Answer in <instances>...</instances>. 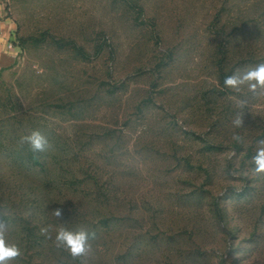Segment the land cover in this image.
Listing matches in <instances>:
<instances>
[{"label":"rangeland","instance_id":"1","mask_svg":"<svg viewBox=\"0 0 264 264\" xmlns=\"http://www.w3.org/2000/svg\"><path fill=\"white\" fill-rule=\"evenodd\" d=\"M262 63L264 0H0L8 264H264V95L224 85Z\"/></svg>","mask_w":264,"mask_h":264},{"label":"clouds","instance_id":"2","mask_svg":"<svg viewBox=\"0 0 264 264\" xmlns=\"http://www.w3.org/2000/svg\"><path fill=\"white\" fill-rule=\"evenodd\" d=\"M224 85L236 91H239L242 86H247L248 90L254 95H264V63L242 72L238 70L236 73L225 77ZM234 123L237 127L241 126V116L237 117ZM233 140L237 143H243V139L239 135H234ZM20 143L28 144L33 152L39 153L46 152L51 148L48 138L39 130H34L29 135L22 136ZM253 162L255 164L254 171L256 173H264V140L257 142ZM53 213L56 217L62 215L60 210H56ZM7 232V224L0 222V264H8V261L21 255L20 249L16 244H9L7 242ZM95 238V232L88 229L80 228L79 230L72 231L67 227L61 226L57 231L55 243L57 247H62L69 251L73 259L86 258L92 252L90 241Z\"/></svg>","mask_w":264,"mask_h":264}]
</instances>
